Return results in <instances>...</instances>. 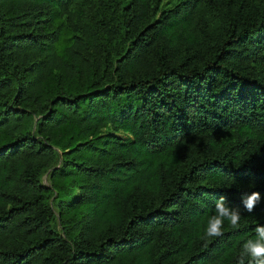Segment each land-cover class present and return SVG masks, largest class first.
<instances>
[{"label": "trees", "instance_id": "16d2710c", "mask_svg": "<svg viewBox=\"0 0 264 264\" xmlns=\"http://www.w3.org/2000/svg\"><path fill=\"white\" fill-rule=\"evenodd\" d=\"M253 191L264 0H0V264H237Z\"/></svg>", "mask_w": 264, "mask_h": 264}, {"label": "clouds", "instance_id": "9594fccd", "mask_svg": "<svg viewBox=\"0 0 264 264\" xmlns=\"http://www.w3.org/2000/svg\"><path fill=\"white\" fill-rule=\"evenodd\" d=\"M264 198L259 192L253 191L241 196L244 210L252 213L261 204ZM241 212L227 203L226 197H220L215 202L214 214L208 218L207 227L202 239H214L224 235V223L228 221L230 228L238 229L240 226ZM255 238H250L243 243L237 264H264V225L255 228Z\"/></svg>", "mask_w": 264, "mask_h": 264}, {"label": "rangeland", "instance_id": "374dc122", "mask_svg": "<svg viewBox=\"0 0 264 264\" xmlns=\"http://www.w3.org/2000/svg\"><path fill=\"white\" fill-rule=\"evenodd\" d=\"M118 133L120 135H122V136H127V134L124 133L123 131H118ZM50 173H51V169L44 173V175H43V181H44V183L51 185V176H50Z\"/></svg>", "mask_w": 264, "mask_h": 264}]
</instances>
